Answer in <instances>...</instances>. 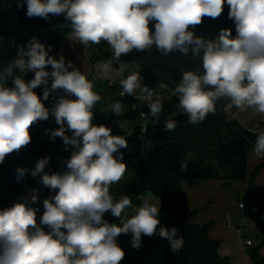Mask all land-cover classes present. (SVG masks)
I'll return each instance as SVG.
<instances>
[{"label":"clouds","instance_id":"1","mask_svg":"<svg viewBox=\"0 0 264 264\" xmlns=\"http://www.w3.org/2000/svg\"><path fill=\"white\" fill-rule=\"evenodd\" d=\"M24 3L29 18L64 14L83 46L107 42L113 55L101 65L104 72L122 55L150 50L153 45L164 56L179 52L198 58L203 53V72L185 71L174 89L180 113L191 124L214 113L221 98L237 108L264 114V0H23L17 6ZM225 4L236 35L231 29H222L212 40L195 35L194 27L205 17H220ZM151 21H155L154 31ZM50 51L51 46L46 48L33 38L27 50L17 48L16 56L0 71V164L7 155L25 148L32 139L30 127L50 114L59 125L50 138H61L65 150L71 147L72 152L62 161L63 172L45 171L50 157L39 159L32 169H16L18 183L26 175L40 177L43 187L55 195L43 200L39 223L38 209L31 206L39 199L37 189L0 210V264H121L125 251L117 238L129 233L135 249L141 247L143 236L158 233L168 240L172 252L179 253L184 237L161 224L160 207L145 199L131 218L122 216L132 202L128 196L114 200L109 188L127 169L121 152L127 141L110 128L92 123V109L101 97L71 61L63 56L55 59ZM29 72L34 77L26 81L23 77ZM120 85L121 95L139 90V98L158 120L162 103L152 99L147 86H141L138 73H129ZM39 86L44 88L42 96L34 91ZM58 89L76 99L60 97L50 113L43 101ZM120 111L119 103L112 106L113 113ZM175 127L174 119L165 121V131ZM253 154L264 158V130L256 133ZM190 157L191 153L181 161V170L187 168ZM105 213L119 223L104 219Z\"/></svg>","mask_w":264,"mask_h":264},{"label":"trees","instance_id":"2","mask_svg":"<svg viewBox=\"0 0 264 264\" xmlns=\"http://www.w3.org/2000/svg\"><path fill=\"white\" fill-rule=\"evenodd\" d=\"M228 12L229 6L225 4L213 39L222 29H231L233 36L236 35L234 21L228 18ZM70 33H73L71 24L66 20L46 30L0 38V71L16 56L18 42L25 41L27 47L28 42L34 38L44 45L55 44ZM90 46L94 53L93 62L111 59L113 52L105 41ZM122 63L139 65L143 87L157 91L159 86L165 83L173 89V93L171 99L162 104L158 120L150 114L148 108L144 110L149 120L146 134H142L140 129L135 127L140 113L136 102L132 97L125 100L131 107L128 118L135 123L134 132L129 136L112 133L124 137L127 141V148L121 149L127 169L119 182L110 185L109 193L114 200L128 196L132 207H138L148 194H153L162 202L159 214L161 224L168 229H177L178 235L184 237V245L179 253H174L168 240L160 237L158 233L151 237L143 236L141 247L135 249L130 246L125 251L121 264H232L229 256L224 254L221 242L209 238V226L191 223L193 215L187 214L183 188L187 184L207 180H220L227 186L243 184L247 179V163L249 156L253 154L256 134L244 130L225 110L217 107L203 122L191 124L185 115L175 120V130L165 131V121L179 111V99L174 94V89L182 75L155 67L143 52L135 50L122 55L112 65L118 67ZM46 70L50 71L51 67L48 66ZM33 77L34 73L29 72L23 78L29 81ZM8 84L11 86V80ZM48 87H51V80ZM34 91L42 96L44 88L39 86ZM53 93L43 101L48 109L52 107ZM57 128L59 125L56 121H37L29 129L31 142L20 151L7 155L0 164V210L12 206L22 196L35 189L34 178L30 175L17 182V168L32 169L39 159L50 157L45 169L46 172L49 171L51 146L48 139L51 131ZM189 153L191 157L187 161L188 166L181 170V161L185 160ZM262 167L264 164L253 174L251 186ZM43 190L46 198L55 195L48 188L43 187ZM130 208L125 209L122 216L125 217ZM104 219L110 223H119V219L112 217L110 213H105ZM42 227L46 232L49 231L46 226ZM260 232L264 237V222ZM127 236L128 234H121L117 243H122ZM261 250L262 248L249 250L251 264H264V254Z\"/></svg>","mask_w":264,"mask_h":264},{"label":"crops","instance_id":"3","mask_svg":"<svg viewBox=\"0 0 264 264\" xmlns=\"http://www.w3.org/2000/svg\"><path fill=\"white\" fill-rule=\"evenodd\" d=\"M48 46H51L49 55L53 58L59 59L63 56L66 62L71 61L73 66L83 74H89L86 59L82 53L83 45L76 40L73 33L68 34L55 44L46 43L45 47ZM53 97L55 101L52 105L57 102L56 97L54 95ZM233 108L236 110L232 111ZM243 109L232 104L226 110V113L233 119ZM238 123L241 126H247L254 132H259L264 127V114L254 110L244 121L240 120ZM263 164V158H256L254 154L249 156L247 179L243 184L234 186L238 189V193L240 191L245 192L241 198L233 192V186H227L220 180L191 183L183 188V200L187 214L193 215L191 223L199 226H209V238L221 242L222 250L224 254L229 256L232 264H251L249 251L243 249L242 243L244 239L253 242L247 231L253 230V228L260 230L264 222V167L257 173L254 184L250 185L253 174ZM145 199L161 209V200L153 194H148ZM240 204L257 207L259 214L254 215L248 209L241 210ZM137 208L131 207L125 213V218H131ZM249 218H257V221L251 222ZM37 222L39 223V220ZM118 245L126 251L131 246V233Z\"/></svg>","mask_w":264,"mask_h":264},{"label":"rangeland","instance_id":"4","mask_svg":"<svg viewBox=\"0 0 264 264\" xmlns=\"http://www.w3.org/2000/svg\"><path fill=\"white\" fill-rule=\"evenodd\" d=\"M82 53L84 54L87 63V68L89 70V74H84V75L92 83L93 91L101 97V99L94 105L92 109V112L94 113L92 123L97 126L104 125L110 128L112 133L133 134L134 124L136 122L133 123V121L129 120L128 118V113L131 111V107L125 102L124 99L120 98V90L116 88H110L107 82L112 79L123 78L129 73L139 74L140 71L139 65H137L136 63L133 64L122 63L118 67L111 65L109 71L104 72L101 69V65L107 61L93 62L94 53L90 45L83 46ZM141 85H142V79H141ZM139 94L141 95V93ZM53 95L56 97L57 102L60 99V97H65L72 100L76 99L75 96H69L65 91L56 90L54 91ZM116 103H119L121 105V111L118 114L112 112V106ZM55 104H53L52 107H50L49 109L50 113H51V109L55 106ZM233 110L236 109L233 108L232 111ZM254 110H255L254 108L245 107L242 110V112L238 113L233 119H235V121L237 122H240V120L244 121V119ZM47 120L49 122H53L55 121V118L50 114ZM66 134L71 135L70 132ZM48 142L51 146V165L48 172L52 173V172L65 171L66 166L62 163V161L70 158L72 148L69 147L68 150H65L63 141L59 137L55 138V140H52L50 138L48 139ZM34 184H35L34 187L40 192L42 199L41 204L43 209V200L46 199V196H45V191L43 190V187L40 183V177L34 178ZM232 186H233V192H235V194L238 197L241 198L242 196H244L245 194L244 191H240L238 193V189L234 187V186H239V184H234ZM249 221L256 222L257 218L254 219L249 218ZM247 232L254 242V247L252 249L262 248L261 252L264 254V237L261 235L260 230L259 229L255 230L253 228V230L251 229Z\"/></svg>","mask_w":264,"mask_h":264},{"label":"water","instance_id":"5","mask_svg":"<svg viewBox=\"0 0 264 264\" xmlns=\"http://www.w3.org/2000/svg\"><path fill=\"white\" fill-rule=\"evenodd\" d=\"M18 2L23 3V0H0V38H6L11 36H21L24 34H29L41 30H46L57 26L58 24L66 21L65 15H49L48 19H43L39 17L29 18L26 15L27 5L23 4V7H18ZM219 18L212 19L205 17L202 23L195 26L193 31L195 35L203 37L206 40H212L213 35L218 24ZM155 21H151L149 27L154 31ZM24 47L27 50L26 42H18V48ZM143 54L147 56L152 64L163 70L174 72L183 75L185 71L193 70L200 73L203 72L202 68V55L198 58H193L191 54L184 56L179 52H173L167 56H164L157 50L156 46L153 45L150 50L146 49ZM232 103L230 100L221 98L216 102V107L222 110H227ZM147 107H144L146 110ZM185 115L180 113V110L175 113L170 119L178 120L183 118ZM244 130L251 133L254 132L247 126H241ZM264 130V127L261 129Z\"/></svg>","mask_w":264,"mask_h":264},{"label":"built area","instance_id":"6","mask_svg":"<svg viewBox=\"0 0 264 264\" xmlns=\"http://www.w3.org/2000/svg\"><path fill=\"white\" fill-rule=\"evenodd\" d=\"M129 74H127L125 77L123 78H117V79H112L110 81L107 82L108 86L110 88H116V89H119L120 90V98L121 99H128L129 97H132L133 100L136 102L138 108L140 109V113H139V118L135 124V127H138L141 131L142 134H146L147 131H148V127H149V120H148V116L146 114V112L144 111V107L146 106L147 107V104L145 101L141 100L139 97H140V91L137 90L136 93L134 95H121L123 89L120 85V81L122 79H125ZM142 86V85H141ZM59 91H63L62 89H58ZM153 92V96H152V99L153 100H159L162 104H164L165 102H167L168 100L171 99L172 97V93H173V89L168 85V84H161L158 88L157 91H152ZM55 101V98L52 97L51 98V102L53 103ZM148 108V107H147ZM120 116V115H119ZM129 135H132V134H128ZM32 191V190H31ZM39 193V199L38 201L31 205L32 207L34 208H37L38 209V212H37V221L39 220V217L43 214V209H42V199H41V195H40V192L38 191ZM240 209L241 210H250V212L254 215H258L259 214V209L257 207H253V206H247L246 204H240ZM243 249L245 251H249L252 247H253V242L250 241V240H247V239H244L243 240Z\"/></svg>","mask_w":264,"mask_h":264}]
</instances>
